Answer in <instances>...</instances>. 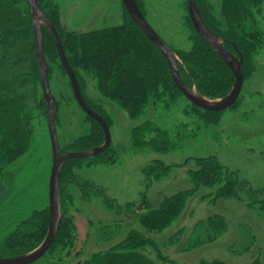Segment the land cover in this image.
I'll use <instances>...</instances> for the list:
<instances>
[{"label":"rangeland","instance_id":"1","mask_svg":"<svg viewBox=\"0 0 264 264\" xmlns=\"http://www.w3.org/2000/svg\"><path fill=\"white\" fill-rule=\"evenodd\" d=\"M45 1L56 6V23L66 31L82 33L123 23L120 0ZM140 1L146 22L168 46L183 51L190 49L188 29L184 25L185 0ZM206 2L218 18L222 0ZM254 19L262 34L261 47L254 56L255 73L243 82L237 106L223 111L214 126L201 127L190 115L185 116L183 101L171 110L149 109L144 116L131 120L99 95L94 80L86 81V97L109 121L111 148L107 156L113 161L101 164L100 160L82 158L80 163H75L76 167L62 183L66 195L62 208L73 219L72 252L77 253L70 258L64 257V253L51 260L44 257L37 264H76L121 242L132 230L152 239L153 245L141 253L158 264H200L212 260L225 264H264V214L249 209L242 193L238 200H212L210 195L214 190L201 189L188 200L179 219L157 234L146 233L138 221L141 204L155 208L163 197L192 188L187 175V170L192 168L186 163L188 159L215 157L239 181L247 182L251 190L264 187V5ZM51 71L48 81L57 106L56 137L59 149L67 151L71 142L87 134L91 123L74 101L67 78L55 67ZM39 97L42 98L41 91ZM46 116L47 113L36 115L30 150L8 166L9 173L2 182L0 246L33 211L47 209L52 155ZM146 120L169 131L189 121L201 128L177 154L137 153L131 148L130 131ZM154 162L170 166L166 175L156 180L154 175L143 173L146 167L156 166ZM109 202L113 205L108 206ZM215 215L226 222L224 234L210 243L190 246L196 224ZM160 257L167 262L159 260Z\"/></svg>","mask_w":264,"mask_h":264},{"label":"trees","instance_id":"2","mask_svg":"<svg viewBox=\"0 0 264 264\" xmlns=\"http://www.w3.org/2000/svg\"><path fill=\"white\" fill-rule=\"evenodd\" d=\"M135 2L144 16L141 1ZM39 4L56 30L85 103L103 118L108 127L109 121L103 111L84 93L88 79L96 82V89L102 98L115 104L131 120L144 116L149 109L171 110L179 106V101H183V114L190 115L192 121H198L201 127L218 123L222 112L200 110L182 97L170 77L166 61L131 22L125 11L120 25L75 33L57 25L58 10L51 1L39 0ZM196 4L207 28L223 40L227 51L237 58L241 57L243 82L246 81L255 73L254 56L262 43V34L257 28L254 15L264 5V0H222L218 18L212 13L206 0H196ZM184 25L188 29L190 49L183 51L171 47L178 58V71L183 84L206 100L223 98L233 85L231 72L196 35L187 15ZM40 29L48 79L53 67L65 76L51 37L43 26ZM34 47L27 1L0 0V190L9 173L8 166L30 150L32 123L36 115L43 116L47 113L45 103L39 97L40 73ZM239 100L240 96L231 109L237 106ZM87 120L91 123L87 134L71 142L65 149L67 151L59 149L60 153L86 151L103 143L104 136L99 125L88 117ZM192 121L184 122L169 131L146 120L131 129V148L137 153L148 151L161 155L177 154L201 128L192 125ZM110 148L111 145L101 154L87 159L96 160L94 162L100 160L101 164L112 163L111 156H107ZM78 162L80 163L79 159L67 160L60 169L62 219L51 247L40 259L45 257L51 260L56 255L62 257L60 255L63 253L64 257L70 258L73 253H77L72 252L75 225L66 209L62 208L66 197L62 183ZM186 163L192 165L187 170L191 189L163 197L155 208L140 205L141 215L138 221L146 233L157 234L171 226L181 216L188 200L201 189L214 190L210 195L212 200H238L242 193L249 209L257 214H264V187L251 190L247 182L239 181L236 174L227 171L215 157L188 159ZM154 164L156 166L150 165L143 170L145 176L154 175L156 180L166 175L170 169V166L159 162ZM107 205L113 204L109 202ZM47 229V209L33 211L4 238L0 246V257L14 258L32 252L44 240ZM225 231L226 222L223 217L215 215L203 219L195 226L190 246L210 243ZM152 245V239L132 230L121 242L95 252L76 264H158L141 253V250ZM158 259L167 262L162 257ZM200 264L225 263L212 260L202 261Z\"/></svg>","mask_w":264,"mask_h":264},{"label":"water","instance_id":"3","mask_svg":"<svg viewBox=\"0 0 264 264\" xmlns=\"http://www.w3.org/2000/svg\"><path fill=\"white\" fill-rule=\"evenodd\" d=\"M26 1L29 6L30 21L35 42L34 56L37 61L40 73L42 100L44 101L47 108L46 124L52 155L51 170L48 181V229L44 240L35 250L26 255L14 258L0 257V264H34L47 253L56 237L58 227L62 219L59 206V176L62 165L69 159L95 157L105 151L111 142L109 128L106 122L101 116L92 111L85 103L79 91L73 71L71 70L62 51L56 30L43 13V10L39 4V0ZM120 1L131 22L139 29L146 40L149 41L160 52L167 63L168 71L174 85L189 104L200 110L216 113L228 110L235 104L239 98L243 84V76L241 72L242 59L240 56L237 58L227 51L223 46V40L207 28L201 18L196 0H185V11L190 25L196 35L207 46H209L227 66L233 77V85L229 93L216 101H209L202 98L195 91L190 90L183 84L178 71L177 57L173 49L168 46L148 25L135 0ZM41 26L45 28L54 43L59 64L68 80L74 101L89 119L95 121L99 125L103 132L104 140L100 146L83 152L60 153L55 132V116L57 113V106L49 88L46 62L43 53L42 34L40 29Z\"/></svg>","mask_w":264,"mask_h":264}]
</instances>
